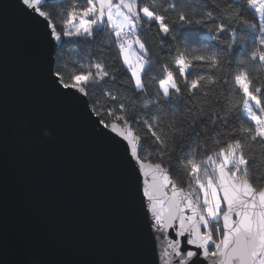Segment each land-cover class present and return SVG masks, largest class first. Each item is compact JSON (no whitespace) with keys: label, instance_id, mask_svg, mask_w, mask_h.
I'll use <instances>...</instances> for the list:
<instances>
[{"label":"snow or ice","instance_id":"1","mask_svg":"<svg viewBox=\"0 0 264 264\" xmlns=\"http://www.w3.org/2000/svg\"><path fill=\"white\" fill-rule=\"evenodd\" d=\"M66 2L16 7L46 47L44 87L109 150L147 257L132 264H264V0Z\"/></svg>","mask_w":264,"mask_h":264},{"label":"water","instance_id":"2","mask_svg":"<svg viewBox=\"0 0 264 264\" xmlns=\"http://www.w3.org/2000/svg\"><path fill=\"white\" fill-rule=\"evenodd\" d=\"M0 3V251L9 264L146 259L107 146L46 90L42 38L16 0Z\"/></svg>","mask_w":264,"mask_h":264},{"label":"trees","instance_id":"3","mask_svg":"<svg viewBox=\"0 0 264 264\" xmlns=\"http://www.w3.org/2000/svg\"><path fill=\"white\" fill-rule=\"evenodd\" d=\"M68 3H70V0H68V2L65 3V7L68 6ZM208 33L204 30H201V38L205 39L207 38ZM159 40L160 37H151L149 40V45H150V50L152 51L154 57L157 58L159 64H163V63H167L172 59V53L169 52L168 47H165L164 49H161L160 45H159ZM209 44H211V41H207ZM80 48L81 50H83L84 46L83 45H76V44H72L69 43L67 45V52L65 53L66 57H73L76 55V49ZM183 104L184 102L182 101L179 105H178V110L179 111H183ZM184 141L182 139H178L176 141V145L177 148H179V146L181 144H183ZM194 146V145H193Z\"/></svg>","mask_w":264,"mask_h":264}]
</instances>
